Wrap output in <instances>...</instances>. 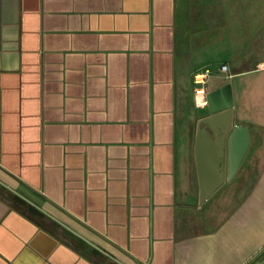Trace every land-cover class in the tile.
I'll return each instance as SVG.
<instances>
[{"label": "crops", "instance_id": "0c3cea01", "mask_svg": "<svg viewBox=\"0 0 264 264\" xmlns=\"http://www.w3.org/2000/svg\"><path fill=\"white\" fill-rule=\"evenodd\" d=\"M206 70L250 141L201 204ZM263 257L264 0H0V264Z\"/></svg>", "mask_w": 264, "mask_h": 264}, {"label": "water", "instance_id": "95a60500", "mask_svg": "<svg viewBox=\"0 0 264 264\" xmlns=\"http://www.w3.org/2000/svg\"><path fill=\"white\" fill-rule=\"evenodd\" d=\"M206 97L208 112L198 121L196 143L201 204L232 179L250 141L248 128L234 123L231 85L212 89ZM254 264H264V257Z\"/></svg>", "mask_w": 264, "mask_h": 264}, {"label": "built area", "instance_id": "2783aa9c", "mask_svg": "<svg viewBox=\"0 0 264 264\" xmlns=\"http://www.w3.org/2000/svg\"><path fill=\"white\" fill-rule=\"evenodd\" d=\"M227 69H228L227 65L221 66L222 71H226ZM207 72H208V70H206V72H203V73H197L193 76L194 95H195V99H196V104L198 106H204L207 104V97H206L207 91H206V88L203 87V85L206 82Z\"/></svg>", "mask_w": 264, "mask_h": 264}]
</instances>
